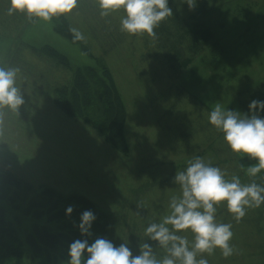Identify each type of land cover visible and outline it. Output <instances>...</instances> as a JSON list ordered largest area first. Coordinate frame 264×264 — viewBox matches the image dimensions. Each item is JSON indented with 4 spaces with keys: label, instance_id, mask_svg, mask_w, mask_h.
I'll list each match as a JSON object with an SVG mask.
<instances>
[{
    "label": "rangeland",
    "instance_id": "374dc122",
    "mask_svg": "<svg viewBox=\"0 0 264 264\" xmlns=\"http://www.w3.org/2000/svg\"><path fill=\"white\" fill-rule=\"evenodd\" d=\"M170 3L177 9L178 0ZM8 7L9 0H0V65L19 69L17 86L25 103L19 112L0 110V172L19 176L34 191L48 184L64 194L89 196L110 214L111 240H131L133 247L146 239L149 222L168 214L171 197L181 194L172 177L197 156L220 167L228 179L235 175L242 183L264 185V170L248 177L245 170L256 161L232 152L208 120L216 104L245 115L248 93L264 84V0H198L191 10L180 5L185 24L205 23L213 40L178 76L154 46L147 55V33L120 31L123 11L101 17L95 0H79L78 8L62 17L85 34L82 47L59 34L53 19L29 21L23 13L9 15ZM45 44L73 65L91 63L85 48L93 56L110 48L106 60L126 107L128 153L54 104L50 87L67 73L48 56L35 54ZM242 159L251 164L243 167ZM216 216L231 223L234 251L228 258L219 248L203 254L209 264H264V204L236 221L221 203ZM21 223L29 229L30 215ZM186 235L191 241V233ZM154 251L163 255V249Z\"/></svg>",
    "mask_w": 264,
    "mask_h": 264
},
{
    "label": "clouds",
    "instance_id": "9594fccd",
    "mask_svg": "<svg viewBox=\"0 0 264 264\" xmlns=\"http://www.w3.org/2000/svg\"><path fill=\"white\" fill-rule=\"evenodd\" d=\"M95 3L101 17L123 11L119 28L129 35L155 36L154 29L174 14L170 0H95ZM185 3L191 10L198 0H178L177 10ZM78 5L79 0H9L7 12L9 15L23 13L29 21L48 22L72 14ZM69 31L74 42L86 40L79 28L70 27ZM18 72L16 67L0 65V110L19 112L25 103L17 86ZM239 112L216 104L208 120L223 134L232 152L256 161L245 170L248 177H256L264 170V100L252 99L248 113L241 116ZM172 181L180 186L181 194L171 197L167 215L146 225L143 243L138 239L133 247L131 240L122 239L116 244L103 236L91 243L87 238L75 239L68 246L67 264H209L203 254L210 255L217 248L223 257H230L234 251L232 225L218 221L217 206L225 204L232 217L239 221L248 209L264 204V185L255 180L242 183L235 175L228 179L220 167L198 156L184 170L176 171ZM65 212L70 215L73 207L67 206ZM96 219L90 209L80 214L76 226L83 237L92 236ZM186 233H191V241ZM154 247L163 249V255L158 257Z\"/></svg>",
    "mask_w": 264,
    "mask_h": 264
},
{
    "label": "trees",
    "instance_id": "16d2710c",
    "mask_svg": "<svg viewBox=\"0 0 264 264\" xmlns=\"http://www.w3.org/2000/svg\"><path fill=\"white\" fill-rule=\"evenodd\" d=\"M170 6L174 14L154 29L155 36L146 35L145 46L148 47L147 55L150 54V47L154 46L153 52L161 55L169 70L178 76L199 55L206 42L213 40V35L203 22L185 24L181 12L171 3ZM65 19L62 15L53 18L54 28L59 34L72 39L70 25ZM102 48L103 53L99 56H93L91 50L85 48L91 63L74 65L49 44L34 52L39 57L48 56L67 73L61 84L50 87L54 104L66 116L90 125L114 149L126 154L130 148L125 134L126 107L106 60L110 48ZM248 95L245 100H264V84ZM245 110L248 113V104ZM241 163L243 167L251 164L246 159H242ZM0 200V264H67L68 246L75 239L87 238L91 243L103 236L111 240L110 214L85 194H64L48 184H43L39 192L34 191L31 184L6 171L0 172ZM69 205L73 207L70 215L65 212ZM9 206L11 210L23 211L22 215H14ZM88 209L96 214L97 219L93 223L92 236L83 237L76 225L80 214ZM28 215L32 224L29 229H22L21 219Z\"/></svg>",
    "mask_w": 264,
    "mask_h": 264
}]
</instances>
